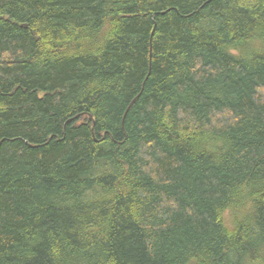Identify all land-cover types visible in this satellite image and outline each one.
Instances as JSON below:
<instances>
[{"label": "trees", "instance_id": "16d2710c", "mask_svg": "<svg viewBox=\"0 0 264 264\" xmlns=\"http://www.w3.org/2000/svg\"><path fill=\"white\" fill-rule=\"evenodd\" d=\"M0 264H264V0H0Z\"/></svg>", "mask_w": 264, "mask_h": 264}]
</instances>
